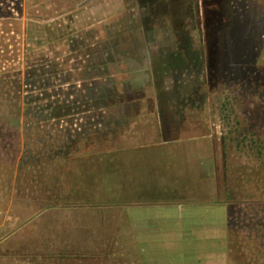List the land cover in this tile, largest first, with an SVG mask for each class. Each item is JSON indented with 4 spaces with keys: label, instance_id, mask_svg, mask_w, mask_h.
Instances as JSON below:
<instances>
[{
    "label": "rangeland",
    "instance_id": "rangeland-1",
    "mask_svg": "<svg viewBox=\"0 0 264 264\" xmlns=\"http://www.w3.org/2000/svg\"><path fill=\"white\" fill-rule=\"evenodd\" d=\"M6 5L16 16L19 11L23 15L22 93L34 108L39 125L36 137L28 134L33 124L20 119V156L16 171H12L19 182L12 183L4 194L0 188V197L12 198L14 215L31 214L30 210L48 201L66 206L82 201L79 194L69 200H55L57 191L49 193L41 186L37 192L32 190L31 184L21 182L31 177L32 167L23 165L36 163L41 165L38 170L46 172L47 168L50 172L44 159L59 156L61 175L66 178L68 170L81 165L82 151L88 146L98 149L103 146L102 137L120 133L122 128L131 132L133 127L134 132L138 127V123L133 124L136 115L128 118L133 122L128 128L116 125L123 120L115 117V105L123 102L153 104L158 127L171 139H185L182 145L192 137L204 146L212 144L213 150L218 149L219 200H224L225 168L232 193L244 200L233 187H237L236 180L244 168L249 173L254 171V162L234 149L223 150L221 135L225 132L215 100L220 94L228 95L236 105L240 127L264 138V93L257 88L264 85V0H221L220 22L208 33L202 0H0V8ZM28 11L35 16L32 23L26 20ZM36 40L39 45L33 44ZM178 42L186 47L185 64L172 66L169 60L176 57ZM200 95L205 97L202 111L196 108ZM145 108H127L125 113L140 112V118L147 119L149 110ZM61 132L72 136L68 147L57 142L62 152H55L54 147L51 154L43 151V145L52 147ZM104 178L107 184L112 181ZM88 188L93 191L92 186ZM125 193L115 187L110 191L105 184L101 196L93 192V197L83 199L128 202ZM159 195L154 193V198ZM198 198L194 195L188 201L197 204ZM5 199H0L1 210L7 208ZM190 220L187 218V224ZM239 256L234 255L238 259L235 264H241Z\"/></svg>",
    "mask_w": 264,
    "mask_h": 264
},
{
    "label": "crops",
    "instance_id": "crops-1",
    "mask_svg": "<svg viewBox=\"0 0 264 264\" xmlns=\"http://www.w3.org/2000/svg\"><path fill=\"white\" fill-rule=\"evenodd\" d=\"M115 106V117L123 120L117 126L128 128V118L136 115L132 123L138 127L119 129L99 139L102 147L82 151L81 165L68 170L65 183L66 198L79 194L81 202L48 201V207L35 210L26 204L31 214L16 216L12 198L5 200L0 264H235L239 252L227 230L229 205L218 198V149L208 141L197 143L196 137L185 145L179 136L171 139L158 127L153 104ZM143 106L147 119L140 112L125 113ZM105 176L112 181L107 184ZM105 184L110 191H126L129 201L83 199L93 192L101 196ZM194 195L201 198L197 204L188 201Z\"/></svg>",
    "mask_w": 264,
    "mask_h": 264
},
{
    "label": "trees",
    "instance_id": "trees-1",
    "mask_svg": "<svg viewBox=\"0 0 264 264\" xmlns=\"http://www.w3.org/2000/svg\"><path fill=\"white\" fill-rule=\"evenodd\" d=\"M202 2L204 28L207 33L212 32L215 30V26L217 27V21L220 22L222 16L221 0H202ZM11 10L8 5L5 8H0V188L3 189L1 191L2 194L10 188L12 183L19 182V177L17 179L16 173L13 174L12 171L16 168L18 157L20 156V151L18 152L20 119L25 118L33 124L29 128L28 134L39 136L37 134L39 125L35 122L36 112L23 97L22 93V63L20 56L23 53V36L26 28L24 29V23L21 22L22 12L19 11L16 16ZM26 14V20L31 23L36 20L33 19L35 18L33 12L28 11ZM22 24L23 27L21 26ZM49 33L50 30H48L47 38L51 40ZM16 38L18 39L16 40ZM33 44L39 45V40H36ZM25 45L27 50V43ZM177 47L176 57H172L169 60V64L172 66L185 64L183 55L187 54L186 47L179 44V42ZM257 88L264 93V85H260ZM198 99L199 105L196 108L198 111H202L205 97L200 95ZM215 101L219 119L225 132L224 135H221L223 150L234 149L240 155L253 161L255 166L252 173H249L247 169L245 171L244 168L239 179H237L238 181L236 180L237 187H233L238 192L237 195L240 194L244 199L243 201L232 193L227 180V169H224L223 202L229 205L227 230L230 241L233 242L236 251L239 252L237 255L242 258L241 264H264V138L246 127H240L236 119V105L228 95L220 94ZM69 138H72V136L61 132L55 139L56 141H52V147L44 148L45 146L43 145L42 150L51 154L56 148L55 152H59L61 150L59 143L64 142L63 145L68 147ZM53 147L54 149H52ZM87 148V150H94L93 145ZM60 160L59 156L57 158L53 156L52 160L49 158L44 159L43 164L51 169L50 172L47 171V168H45L46 172L44 170L41 171V169L38 170L41 165L36 163H33L34 165L24 164L25 168L31 166L32 172H30V178L23 179L21 182H28L29 185L31 184L30 188L35 191L39 186L43 187V191L49 193L57 191V198L66 199L64 180L67 177L64 178L61 175L63 168L62 170L60 168L63 165H60ZM0 199L3 201L5 198L1 196ZM240 204L242 208L238 209ZM45 206L48 207V205Z\"/></svg>",
    "mask_w": 264,
    "mask_h": 264
}]
</instances>
